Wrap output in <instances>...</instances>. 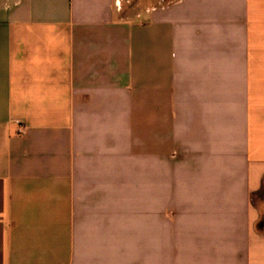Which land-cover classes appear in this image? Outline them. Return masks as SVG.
Returning <instances> with one entry per match:
<instances>
[{"label":"crops","instance_id":"0c3cea01","mask_svg":"<svg viewBox=\"0 0 264 264\" xmlns=\"http://www.w3.org/2000/svg\"><path fill=\"white\" fill-rule=\"evenodd\" d=\"M0 264H264V0H0Z\"/></svg>","mask_w":264,"mask_h":264}]
</instances>
